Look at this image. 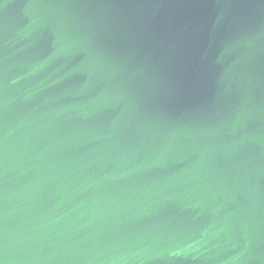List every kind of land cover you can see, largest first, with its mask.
I'll return each mask as SVG.
<instances>
[{
	"label": "water",
	"instance_id": "1",
	"mask_svg": "<svg viewBox=\"0 0 264 264\" xmlns=\"http://www.w3.org/2000/svg\"><path fill=\"white\" fill-rule=\"evenodd\" d=\"M0 264H264V0H0Z\"/></svg>",
	"mask_w": 264,
	"mask_h": 264
}]
</instances>
